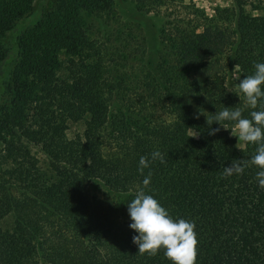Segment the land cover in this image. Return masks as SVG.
I'll list each match as a JSON object with an SVG mask.
<instances>
[{
  "label": "trees",
  "instance_id": "obj_1",
  "mask_svg": "<svg viewBox=\"0 0 264 264\" xmlns=\"http://www.w3.org/2000/svg\"><path fill=\"white\" fill-rule=\"evenodd\" d=\"M34 1L0 0V35ZM102 1L86 0L83 11L96 12ZM187 10L190 20L164 17L160 40L170 58L160 57L145 76L131 108L122 83L108 79L109 53L88 39L75 15L50 12L21 35L13 98L0 115V264H169L162 251L139 253L128 227L127 203L149 172L146 194L174 219L194 222L196 264H264L257 169L223 174L233 160H249L256 145L239 149L221 126L206 124L222 105L241 107L249 118L235 85L264 62V0H233L218 12L231 19V32L205 24L193 5ZM224 67L239 69L229 87ZM69 124L82 125L71 138ZM213 128L220 130L208 135ZM33 150L44 156L45 171ZM154 151L164 162L151 161L141 173L140 157ZM92 185L121 199L119 208L90 195Z\"/></svg>",
  "mask_w": 264,
  "mask_h": 264
},
{
  "label": "rangeland",
  "instance_id": "obj_2",
  "mask_svg": "<svg viewBox=\"0 0 264 264\" xmlns=\"http://www.w3.org/2000/svg\"><path fill=\"white\" fill-rule=\"evenodd\" d=\"M85 1L35 0L30 12L16 22L10 31L0 35V115L13 98L12 80L20 62L19 39L50 12H59L63 16L75 15L77 24L85 31L88 39L96 47L107 50L108 64L110 63L112 68L108 79L122 83L119 91L128 108L137 105L139 96L143 93V80L149 72L154 71L160 57L170 58L168 56L170 52L164 50L160 40V31L167 22L164 17L171 15L190 20L192 16H187L186 13H191V10L185 12V9L193 5L204 14L207 20L205 24L217 25L228 32L234 29L230 18L228 20L216 18L218 12L231 9L233 0H152V3H156L154 6L150 4L143 6L133 0H104L98 3L100 6L93 13L83 11L82 5ZM158 1L167 2L170 5L169 10H164V7L158 8ZM224 64L226 66L225 60ZM224 69L229 87V84L239 77V69L227 67ZM119 104L122 105L120 100ZM81 129V124H69L68 136L73 137ZM223 130L235 140L239 149L245 148L246 144L237 142V138L231 135L230 130ZM181 132L193 136L192 132L184 127L181 128ZM1 147L0 143V149ZM33 152L39 159L40 167L45 171L47 164L44 156L36 150ZM89 194L107 200L106 205L111 202L116 208L120 206L121 199L107 195L100 186H90Z\"/></svg>",
  "mask_w": 264,
  "mask_h": 264
},
{
  "label": "clouds",
  "instance_id": "obj_3",
  "mask_svg": "<svg viewBox=\"0 0 264 264\" xmlns=\"http://www.w3.org/2000/svg\"><path fill=\"white\" fill-rule=\"evenodd\" d=\"M235 88L237 97H242L244 105L250 110L249 118L243 116L241 107L222 105L220 111L210 114L206 124L211 126L215 123L230 130L237 142L256 145L255 154L249 160H233L230 166L223 168V174L239 175L244 172L245 167H255L258 186L264 188V62L255 63L254 72L239 79ZM203 113L205 112L202 109L198 110V115H204ZM219 130L220 128H213L208 135H215ZM156 160L164 162L163 154L159 151L152 152L150 158L141 156L138 162L139 171L143 173L149 163ZM150 182L149 172L141 182L142 187L127 203L130 220L128 227L134 233L133 245L141 254L155 255L162 251L169 264H196L197 239L194 222L183 218L174 219L153 195L146 194L144 188Z\"/></svg>",
  "mask_w": 264,
  "mask_h": 264
}]
</instances>
